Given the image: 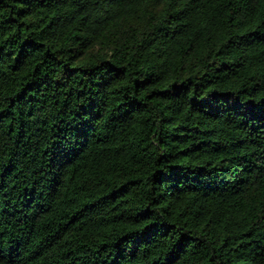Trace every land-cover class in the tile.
Returning a JSON list of instances; mask_svg holds the SVG:
<instances>
[{
    "label": "trees",
    "instance_id": "obj_1",
    "mask_svg": "<svg viewBox=\"0 0 264 264\" xmlns=\"http://www.w3.org/2000/svg\"><path fill=\"white\" fill-rule=\"evenodd\" d=\"M0 264H264V0H0Z\"/></svg>",
    "mask_w": 264,
    "mask_h": 264
}]
</instances>
